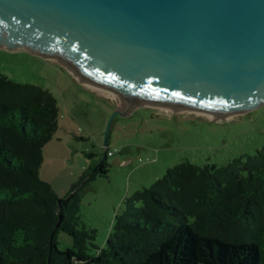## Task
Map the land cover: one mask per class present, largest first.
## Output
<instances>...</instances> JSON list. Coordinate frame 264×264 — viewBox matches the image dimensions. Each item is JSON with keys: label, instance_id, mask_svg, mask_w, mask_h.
<instances>
[{"label": "trees", "instance_id": "obj_1", "mask_svg": "<svg viewBox=\"0 0 264 264\" xmlns=\"http://www.w3.org/2000/svg\"><path fill=\"white\" fill-rule=\"evenodd\" d=\"M59 129L56 98L0 75V264H264V146L224 166L182 163L124 199L106 246L82 224V190L61 204L40 177ZM89 168L82 179L92 171ZM73 239L59 249L58 235Z\"/></svg>", "mask_w": 264, "mask_h": 264}, {"label": "water", "instance_id": "obj_2", "mask_svg": "<svg viewBox=\"0 0 264 264\" xmlns=\"http://www.w3.org/2000/svg\"><path fill=\"white\" fill-rule=\"evenodd\" d=\"M0 48L118 98L111 120L153 106L231 122L264 106V0H0ZM108 153L109 130L92 174Z\"/></svg>", "mask_w": 264, "mask_h": 264}, {"label": "rangeland", "instance_id": "obj_3", "mask_svg": "<svg viewBox=\"0 0 264 264\" xmlns=\"http://www.w3.org/2000/svg\"><path fill=\"white\" fill-rule=\"evenodd\" d=\"M0 75L45 89L57 100L59 129L44 146L40 177L52 185L59 199H65L74 186L80 189L92 175L109 130V172L96 176L82 190L79 213L82 224L96 230L95 244L101 249L113 230L115 216L125 209L124 199L150 188L170 168L182 163L221 167L252 156L264 146V106L231 122L153 106H141L111 120L118 101L80 87L55 60L0 48ZM124 159L131 164L123 167ZM58 241L62 251L73 247V239L63 232Z\"/></svg>", "mask_w": 264, "mask_h": 264}, {"label": "crops", "instance_id": "obj_4", "mask_svg": "<svg viewBox=\"0 0 264 264\" xmlns=\"http://www.w3.org/2000/svg\"><path fill=\"white\" fill-rule=\"evenodd\" d=\"M115 105V107H117L118 106V104H114ZM70 156L71 155H68V159H70ZM68 161H70V160H68ZM121 164H122V166L123 167H127V166H129L130 164H131V162L129 161V160H127V159H124L122 162H121Z\"/></svg>", "mask_w": 264, "mask_h": 264}, {"label": "bare ground", "instance_id": "obj_5", "mask_svg": "<svg viewBox=\"0 0 264 264\" xmlns=\"http://www.w3.org/2000/svg\"><path fill=\"white\" fill-rule=\"evenodd\" d=\"M112 96V95H111ZM113 98H115L117 101H119V99L118 98H116V97H114V96H112ZM198 114H201V113H199V112H197ZM201 115H205V114H201ZM205 116H207V117H209V118H211V119H216V118H218V117H211V116H209V115H205Z\"/></svg>", "mask_w": 264, "mask_h": 264}, {"label": "built area", "instance_id": "obj_6", "mask_svg": "<svg viewBox=\"0 0 264 264\" xmlns=\"http://www.w3.org/2000/svg\"><path fill=\"white\" fill-rule=\"evenodd\" d=\"M108 155H112V153L109 151Z\"/></svg>", "mask_w": 264, "mask_h": 264}]
</instances>
